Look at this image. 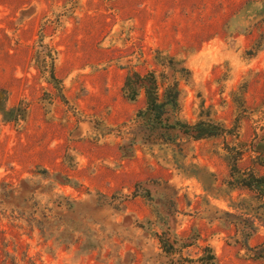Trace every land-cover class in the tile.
<instances>
[{
    "label": "rangeland",
    "instance_id": "rangeland-1",
    "mask_svg": "<svg viewBox=\"0 0 264 264\" xmlns=\"http://www.w3.org/2000/svg\"><path fill=\"white\" fill-rule=\"evenodd\" d=\"M150 72L161 92L178 83L181 120L233 134L123 156L145 107L123 83ZM263 135L264 0H0V264H170L204 247L264 264V196L234 182V167L264 176ZM67 202L80 228L65 243L31 229ZM162 228L197 238L167 258Z\"/></svg>",
    "mask_w": 264,
    "mask_h": 264
},
{
    "label": "trees",
    "instance_id": "trees-1",
    "mask_svg": "<svg viewBox=\"0 0 264 264\" xmlns=\"http://www.w3.org/2000/svg\"><path fill=\"white\" fill-rule=\"evenodd\" d=\"M53 78V74H52ZM163 91H160V84L155 73L150 72L145 75L132 73L126 76L122 93L126 99L133 102L139 97L144 96L145 107L136 114L137 125L130 132V138L126 140L120 147L123 156H131L132 148L139 143H149L158 141L161 144H174L180 140H205L210 138L221 137L233 134L232 129L225 128L220 123L198 121L190 124L179 118L181 110L182 92L176 81L165 83ZM252 151L256 154L254 163L264 167V135L253 143ZM236 176L234 182L237 186L245 187L251 191H257L264 196V176L258 177L253 173H243L239 175V171L234 167ZM62 185L68 184V179L59 175L54 177ZM20 188L33 191L30 188L29 181H21ZM114 198H111V200ZM57 212L58 225L47 227L39 225L31 227V229L39 230L41 235L45 237L56 236L58 240L65 243L66 237L72 234L80 227L74 225L73 204L67 202V206L58 205ZM65 207V208H64ZM233 217L231 215H227ZM242 227L238 228L240 234L243 235L242 245L247 246L248 239L255 233L253 223L247 219L239 222ZM77 228V229H76ZM160 249L165 257L179 253L182 249L191 246L197 236L194 234L188 238H178L172 235L169 228H162V232L157 235ZM202 255L196 259H186L178 257L170 260V264H217L215 254L211 247H204L201 250Z\"/></svg>",
    "mask_w": 264,
    "mask_h": 264
}]
</instances>
